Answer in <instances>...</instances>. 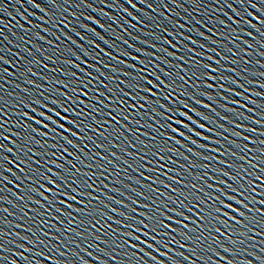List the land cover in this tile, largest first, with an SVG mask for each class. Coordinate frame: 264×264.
<instances>
[{
  "label": "water",
  "instance_id": "obj_1",
  "mask_svg": "<svg viewBox=\"0 0 264 264\" xmlns=\"http://www.w3.org/2000/svg\"><path fill=\"white\" fill-rule=\"evenodd\" d=\"M201 64L219 69L215 79L192 74ZM262 141L264 0H0V264H264ZM217 169L242 177L248 208L226 201L245 212H231L242 224L197 228L168 212L192 239L125 235L149 223L145 204L167 201L197 220L172 189L219 207L209 186L239 185Z\"/></svg>",
  "mask_w": 264,
  "mask_h": 264
},
{
  "label": "snow or ice",
  "instance_id": "obj_2",
  "mask_svg": "<svg viewBox=\"0 0 264 264\" xmlns=\"http://www.w3.org/2000/svg\"><path fill=\"white\" fill-rule=\"evenodd\" d=\"M255 6V5H253ZM168 43H171V41H168ZM78 67V66H77ZM200 67L206 69V71L204 72H199V68L197 69L196 72H193L192 74L194 76H204V77H210L212 79H215V77H212V72H218L219 69H214L212 67V65L208 64V65H204L201 64ZM73 75H75V73H73ZM167 75H171V73H167ZM223 78V77H221ZM146 79V78H145ZM157 79H159V77H157ZM181 79H183V77H181ZM149 84H152L153 81H147ZM156 87H159V85H155ZM214 85H208V87H213ZM137 88H140L141 86L139 84L136 85ZM221 88H223L224 86L221 84L220 85ZM146 92L153 94L152 93V89L151 88H146L144 89ZM74 91H80V89H74ZM83 95L87 96V92H83ZM65 95H67L65 93ZM67 99H72V97H67ZM141 99H144L145 101H147L149 99L148 96L145 97H141ZM197 103H201V101H196ZM56 103H60L59 101H56ZM235 103H239V101H235ZM141 107H144V105H140ZM133 108L136 107V105H132ZM185 107H187V105H185ZM208 108L211 109V104L207 105ZM62 110L64 112H68L69 109L68 108H62ZM53 111L55 112V115L57 117H59L60 119H63L64 121H68L70 123L73 124L74 127L79 128L80 127V123H78L75 120L69 121V117L68 116H63L61 117V114L59 111H55V109H53ZM193 111H196V109H193ZM177 112H179L181 115L185 116L187 119L191 120L192 117L188 115V112H180L179 109H177ZM25 116H27V113L24 114ZM41 115H46L45 113H41ZM73 115H81V113H76L73 110ZM203 115V114H200ZM49 120L52 119V117H47ZM113 119H115L113 117ZM168 119H171V117L169 116ZM204 119L207 120L208 117L204 116ZM226 119V117H225ZM56 123L58 124L59 128L62 130H66L70 133H72L73 135H79L78 133H73L72 129H65V125L62 123H59V120L56 121ZM177 123H179L182 126L185 127H190L189 125H185L183 120H179L177 121ZM197 123L199 124V122L197 121ZM259 123V122H258ZM45 127H47V125H45ZM200 128H206L205 124H199ZM208 131H212V129H207ZM175 131L183 136L184 133L180 132L179 129H175ZM195 131V130H193ZM44 135H47L46 133H44ZM62 135V133H61ZM195 135L200 136L202 135V133L196 132ZM237 135H239V133H237ZM205 139H211V137H204ZM64 139L67 140V137H64ZM247 139V138H245ZM67 143L71 144L72 141L71 140H67ZM261 143H264V141H262ZM4 147V145H0V149H2ZM53 147H56L55 145H53ZM201 147L203 148H207L208 145H201ZM245 148H247V145H244ZM8 151H12L11 149H8ZM64 151H67V149H64ZM216 151H219V149H217ZM157 155H159L157 153ZM232 155H236L235 153H232ZM163 156H160L159 159H163ZM212 157H205V159H211ZM240 159H244V157H239ZM6 159V157H5ZM23 163V161H22ZM223 163V162H221ZM18 167V165H17ZM60 168H63V165H59ZM228 167H233V165H228ZM9 171H11V169H9ZM47 171L49 173L52 172V169H47ZM217 171L221 172L223 176H230L231 179L233 181H236L238 183V187H233L231 185L227 184L226 180H221L220 183L226 185L227 187L231 188V193H235V194H230L229 192L224 191L223 188H217L214 185H210L209 187H213L215 188V192L213 193H208V197L209 200L218 203L220 206L219 207H212L211 204L208 205V208H211V211H209L206 208L201 207V205L203 204H207L208 201H205L203 199V197L201 195L198 194V192H184L183 189H172L173 192H177L179 195H183L184 196V200H178L176 197H169V199H171L173 201V203H178L179 205L183 206V209H186L188 212H193L194 215L197 217V220H192L191 216H185L184 215V211L183 210H179L177 208H169L168 207V203L167 201H161L160 204L162 205V207H156L155 209H152L151 205L145 204L143 207L145 209H151L150 212L146 211V212H141L138 213V215L146 217L147 221H149V223H145L144 219H141L138 221L139 225H141V227L136 226V224H132L130 225V227H132L134 229V231L128 232L125 235L128 237H131L135 240H140V235H136V233H141L143 236L148 237L149 239L156 241L157 239V234L158 235H162V236H168L171 232H177L179 231L181 233V235H183L185 238L187 239H192L191 236H188L187 232H184L183 229H188L189 225L184 223V220H176L174 216L172 215H168V212H175L176 215L182 216L184 217V219L186 220H190L192 221L193 224H197V228H203L205 227L204 223H198V222H206L208 226H212L213 223H220V224H224V225H228L229 228H234L235 225L238 224H242L243 220L242 219H237V215L239 217H245V212H242L240 210V208H236L234 207L233 203H227L226 201H234L236 204L241 205L244 208H248V205L245 203L244 199H238V197H244L245 191L247 189H245V185L243 183H239V181L242 179V177L238 176V175H234L232 173H229L228 171H225L224 169H217ZM55 176L59 177L62 181H67V180H71L72 177L71 176H67L65 177L62 173L60 172H56L54 173ZM166 175V173H165ZM44 179H47L49 181V183H52L53 185L56 186V188H59L61 185L56 184V181L52 179V176H45L43 177ZM172 179H175L174 177ZM257 179H260V177H257ZM75 182V181H74ZM161 183H163V181H161ZM178 183H183L182 181H178ZM252 182H249V184H251ZM192 189H197V185L196 184H190L189 185ZM69 188H71V185H68ZM90 187V185H89ZM148 187H151L150 185H148ZM168 187L171 188V185H169ZM47 191L49 193H51L53 191V189L49 188L47 189ZM73 191H76V189H73ZM155 191H159L158 189ZM199 192H203V188H200L198 190ZM251 191H255V188H252ZM216 192H219L224 199H221V195H216ZM41 195H43V193H41ZM63 195H65L66 197L75 200L76 196L71 195L68 192L63 193ZM80 195H90V194H86V193H80ZM141 195H143V193H141ZM45 199H48V197H45ZM185 201H187V203H185ZM67 201H63V203H66ZM81 203H83V201H81ZM136 203H139L138 201ZM260 204L264 205V200H260L259 201ZM191 205V207L189 206ZM70 207V205H69ZM224 209H228L229 211H225ZM81 211H84L83 209H81ZM133 212H136L137 209H132ZM249 211H251L249 209ZM261 212V215H264V210H258ZM231 212H235L237 213V215H231ZM222 217H227V219H222ZM131 219L135 220V217H131ZM229 220H231L233 223L229 224ZM173 223L180 225V228H173ZM146 229H150V231L146 230ZM163 230H167V231H163ZM196 229H189V231H195ZM215 232H220L221 229L220 228H215L214 229ZM199 239V238H197ZM125 243H129L127 240L125 241ZM143 243L145 245H148L149 247H153L154 245H149L148 244V239H145L143 241ZM131 247H137V245H130ZM166 246V245H165ZM226 251H231V249L226 248ZM195 254V253H194ZM194 264V262H193Z\"/></svg>",
  "mask_w": 264,
  "mask_h": 264
}]
</instances>
